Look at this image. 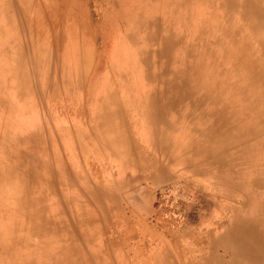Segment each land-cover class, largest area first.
<instances>
[{"label": "rangeland", "instance_id": "1", "mask_svg": "<svg viewBox=\"0 0 264 264\" xmlns=\"http://www.w3.org/2000/svg\"><path fill=\"white\" fill-rule=\"evenodd\" d=\"M7 1L10 16L0 24L7 54L0 65V178L15 166L16 160L8 156L15 144L26 158L40 156L49 165L45 169L49 199L58 214L48 215L51 205L46 200L15 207L14 194H0V231L17 230L13 241L11 235L5 237L9 249L0 243V264L227 261L224 239L250 211L236 184L243 181V186L250 176L254 178L243 145L255 139L237 138L224 150L212 144L195 151L185 136V153L174 144L163 147L159 151L170 164L155 173L148 170L152 152H143L139 140L155 126L147 111L135 115L124 105L116 81L115 51L128 44L131 51H140L139 65L153 67L164 61L154 56L159 38L174 44L172 58H179L185 48L192 55L220 51L224 42L235 44L238 59L252 65L240 75L225 78L234 85L232 93H224L226 88L221 86L210 95L214 107H219L217 98L230 99L220 105L215 125L233 131L248 116L252 118L246 109L264 118V69L255 70L264 66V0H257L258 4L252 0ZM183 16L188 19L181 28ZM41 52L46 56L43 73L36 64ZM220 60L210 55L198 61L210 68L215 82ZM177 66L170 70L176 77ZM251 76H259V86L250 87ZM260 85L263 89L258 92ZM15 91L20 94L14 96ZM16 106L23 109L21 114L14 110ZM17 120L38 126L28 138L38 142L36 148H26L28 139L16 140L26 131L14 130ZM262 148L253 163L258 175L264 172L259 158L264 144ZM54 159L66 175L64 184L56 176ZM121 163L138 168L121 172ZM43 205L47 212L38 214L43 222L37 229L16 224L15 214L28 217ZM47 224L52 231H47Z\"/></svg>", "mask_w": 264, "mask_h": 264}, {"label": "bare ground", "instance_id": "2", "mask_svg": "<svg viewBox=\"0 0 264 264\" xmlns=\"http://www.w3.org/2000/svg\"><path fill=\"white\" fill-rule=\"evenodd\" d=\"M252 2L255 4L259 3L257 0H252ZM21 3L25 4L24 0H21ZM28 3L29 2L26 0V4ZM8 5L7 0H0V24L5 20L8 21L10 16ZM187 19L188 18L185 16L183 21H179L180 27L181 23L187 22ZM10 31L11 33L13 32L12 27ZM146 38L150 42L151 39H153V42L155 41L154 38H150V36ZM156 41L160 48L154 56L159 59H164V61L153 67L145 64V66L139 65V63L143 61L140 51H131L128 44H123V47L117 51V53L115 51L116 81H118L117 84L124 98V105L128 107V110H132V113L135 115H140L142 111H147L152 118L153 126H155L153 132L147 136L142 135L139 140L141 149H144L143 152H152V159L148 161L147 164L148 170H152L153 173H155L159 168L166 164H170L167 157L162 156L159 150L170 145L173 147V144L178 148H182V139L185 136H188L187 144H190L195 151L201 147L206 149L212 144H214L215 148L224 150L227 147H231L232 142L236 141L237 138H254L255 141L252 143L243 145V148L245 147V149H243L246 152L245 155L249 158V168L254 170V178L250 176L247 181H244L243 186L241 185L243 181L239 182L238 185L236 184V189L241 191L244 200L248 203L250 211L245 215L243 214L238 221V226L233 227L231 229L232 232L229 234L230 236L224 239L225 246L229 248L228 260L224 262H209V264H264V198H262L261 194L262 191L264 192V172L259 175L256 174L258 167L254 165V158L256 159L258 153L262 152L263 149L264 118L251 114L252 112L244 106L252 118L248 116L247 120L241 122L242 126L240 128L235 127L232 128L233 131H228L226 125L217 127L215 122L220 111V105L225 101H230V99H226L227 95L224 98L219 97L217 98L219 107H214L212 104L213 100L210 98L213 88L221 86L226 88L224 93H232L234 85L227 84L225 78L240 75L248 66L252 65V62L247 59L244 62L240 61L235 55L238 51L235 48V44L232 42H224L220 51L214 52L212 50L210 53L202 50L191 55L186 48L184 52L181 49L182 53H180L181 55L179 58H172L171 56L174 54V44L170 42L169 38H159ZM2 46L3 44L0 39V65L4 63V58L7 55L6 51L3 52ZM44 51L45 49L43 48V53ZM43 53L41 52L36 62L39 73H43L46 64V56ZM210 55L212 59L216 57H219L221 60L223 59L222 62H220V66L217 67L219 79L216 82L211 80L210 68L202 67L198 64V61L200 62L203 58H209ZM149 58L148 61L150 62ZM191 63L193 64V68H190ZM176 65L179 66V75L176 74L178 78L170 73L171 68L173 69ZM255 67L258 66L255 65ZM263 69L264 66H262V69L255 68L258 73ZM159 73L168 76V78H162V75H159ZM258 77L259 76H251L250 82H248L249 85H251L250 87L259 86ZM188 78L194 81L190 83ZM154 79L155 81H153ZM182 81L184 84L188 82L189 84L185 87L183 85L182 87V83H180ZM175 85L180 86L181 89L175 87ZM260 87L261 88H258V92L263 89L261 85ZM1 92H3V90L0 87V94H2ZM19 94V91L14 92V96ZM92 94L93 90L92 93L90 90L89 95ZM20 97L22 98L21 95ZM91 97H93V95ZM237 97L238 101L243 99L242 95L240 97L238 94ZM247 100L249 101L250 99L247 98ZM14 110L19 112L18 114H21L23 111V109L17 108V106ZM12 115H15L14 112H12ZM170 119L177 120L179 123L177 122V125H175L171 123ZM184 123L185 125H183ZM13 127L14 130L26 129L24 136H17L16 140L21 142L23 140L22 137L27 140L38 126L32 123H25V125H23L22 122L17 120L14 121ZM230 133L232 134L230 135ZM37 145L38 142L35 143L32 139H28L26 148L31 150L33 147L36 148ZM18 147L19 146L15 144L8 150V156L11 155L9 158L15 159L16 163L11 173L2 174L4 177L0 178V194H14L16 201L15 207H18V205L23 207L26 201L35 204L36 201L41 202L46 200L51 205V208L47 210L49 211L48 215H53L52 211L58 214L57 210L52 209V204L49 199L50 189L48 186V177L46 175V170L49 165L46 164L44 159L40 156H27L28 158H26L23 150ZM185 151L183 147L182 152L185 153ZM251 152L253 157L251 156ZM259 158H261V162H264V153H262V156ZM54 161L53 164L56 168V176L58 175L59 181H61L60 184H64V177L66 175L59 169L57 160L54 159ZM125 164L126 163L120 164L121 167H119V171L124 172L126 169L138 168L135 164L129 165L127 168ZM9 184L11 187H8ZM63 186L64 185H62V188ZM12 189H14V192ZM45 209H47V205L38 208L40 212H32L31 216L27 217L25 215L23 216L24 218L19 217V214H15L16 224L21 226L29 224L31 228L33 227V230L37 229V225L43 222L38 214L43 215V213H46L47 211L44 212ZM19 222H24V224H18ZM47 226L49 227L47 231H52L53 228L51 229L48 224ZM13 229L14 228L10 231L6 229L0 231V237L2 238V242L0 241V243H2L1 247L9 249L11 246L10 240L13 241L16 239L15 234L17 230ZM6 236H8L10 240L5 239ZM22 256L24 257V255ZM26 264L58 263L26 260Z\"/></svg>", "mask_w": 264, "mask_h": 264}]
</instances>
